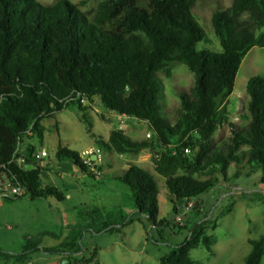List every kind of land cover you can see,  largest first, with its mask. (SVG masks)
I'll return each instance as SVG.
<instances>
[{
  "label": "trees",
  "instance_id": "trees-1",
  "mask_svg": "<svg viewBox=\"0 0 264 264\" xmlns=\"http://www.w3.org/2000/svg\"><path fill=\"white\" fill-rule=\"evenodd\" d=\"M195 1L102 0L86 17L67 0L50 6L36 0H0V166L8 165L18 145L32 163L36 148L29 141L43 139L42 120L70 105L84 111V99L89 104L100 101L107 111L148 126L149 139L135 141L114 129L98 144L117 155L159 150L155 172L165 180L173 211L178 201H191L212 188L210 180L197 181L195 174L215 169L224 174L230 161L239 163L244 156L248 165L261 169L264 184V76L246 84L247 124H229L225 149L212 144L217 129L228 123L229 97L241 62L253 47L264 48V0H231L229 8L212 14L219 52L196 49L205 33L192 14ZM176 63L185 65L193 84L176 92L180 107L169 124L159 113L156 73ZM30 128L34 137L26 135ZM241 147L246 149L237 155ZM56 158L94 178L77 153L58 147ZM11 170L30 199L63 200L53 187H41L43 169L32 165ZM120 181L135 211L155 224L159 189L152 175L128 165ZM211 215L192 225L184 243L160 264H195L189 252L200 244L211 252L212 239L206 234L215 228ZM249 244L244 264H261L264 235ZM35 249L30 244L17 257L24 259ZM95 255L93 251L84 264Z\"/></svg>",
  "mask_w": 264,
  "mask_h": 264
},
{
  "label": "rangeland",
  "instance_id": "rangeland-1",
  "mask_svg": "<svg viewBox=\"0 0 264 264\" xmlns=\"http://www.w3.org/2000/svg\"><path fill=\"white\" fill-rule=\"evenodd\" d=\"M36 1L50 6L58 0ZM67 1L89 17L102 0ZM230 5L231 0L195 1L192 14L205 33L204 41L196 45L198 51H220L211 16ZM254 76H264V48L253 47L241 62L229 97L228 123L214 133V148L225 149L224 144L231 136L229 124L239 127L247 124L245 88ZM156 77L160 82V116L173 124L180 107L175 94L192 87V74L185 65L176 63L157 72ZM82 106L84 111L70 105L43 119L40 124L43 139L29 141L37 152L41 149L47 152L40 174L41 187H53L63 200L55 196L0 199V264H84L93 251L95 259L88 264H160L162 257L184 243L192 225L207 213L215 221V228L206 230L212 239L211 252L200 244L189 252L190 259L195 264H244L252 249L249 242L264 235V184H260L262 172L258 166L248 165L244 156L239 163L230 161L224 174L217 169L195 174L193 178L197 181L210 180L212 188L191 201H178L174 212L165 180L155 172L159 150L117 155L98 144L99 138L114 129L125 131L135 141L149 139L148 126L133 118L111 115L94 101ZM91 146L101 157L99 179L81 175L70 161L56 158L58 147L80 157L81 151ZM245 149L241 147L236 154ZM128 165L147 171L158 186L155 224L135 211L130 192L120 181ZM30 244L36 249L24 259L17 257Z\"/></svg>",
  "mask_w": 264,
  "mask_h": 264
},
{
  "label": "built area",
  "instance_id": "built-area-1",
  "mask_svg": "<svg viewBox=\"0 0 264 264\" xmlns=\"http://www.w3.org/2000/svg\"><path fill=\"white\" fill-rule=\"evenodd\" d=\"M80 103L87 104L84 99L80 100ZM26 135L28 137H34L31 128L27 130ZM147 137H149L147 135ZM186 152V150H185ZM91 156H95V160L90 159ZM47 158V152L41 149L39 152L34 151L30 159L32 163H27V154L24 152L21 146H17L13 152L8 165L0 166V199L13 200L20 199L27 195V190L21 182L18 181L15 173L11 168H16L20 170H28L32 165L44 169L45 168V159ZM101 157L98 154V151L95 147H89L81 152L80 163L81 165L91 173L95 179H99L100 171L97 168L100 164ZM76 172L85 175L84 172L76 168Z\"/></svg>",
  "mask_w": 264,
  "mask_h": 264
},
{
  "label": "crops",
  "instance_id": "crops-1",
  "mask_svg": "<svg viewBox=\"0 0 264 264\" xmlns=\"http://www.w3.org/2000/svg\"><path fill=\"white\" fill-rule=\"evenodd\" d=\"M110 113H111V115H112V114H115V113H112V112H110ZM124 117H125V116H124ZM111 131H112V130H111ZM122 132H123L126 136L130 137L129 134H127L125 131H122ZM108 136H109V133H108V135H107L106 137H104L103 139L106 140V139L108 138ZM83 150H85V149H83ZM83 150H82V151H83ZM82 151H81V152H82ZM74 170L76 171V167L74 168ZM81 175H83V174H81ZM158 195H159V193H158ZM158 203H159V200H158V196H157V206H158Z\"/></svg>",
  "mask_w": 264,
  "mask_h": 264
},
{
  "label": "water",
  "instance_id": "water-1",
  "mask_svg": "<svg viewBox=\"0 0 264 264\" xmlns=\"http://www.w3.org/2000/svg\"><path fill=\"white\" fill-rule=\"evenodd\" d=\"M98 104H100V101H98ZM90 159H91L92 161H94V160H95V156H91Z\"/></svg>",
  "mask_w": 264,
  "mask_h": 264
}]
</instances>
